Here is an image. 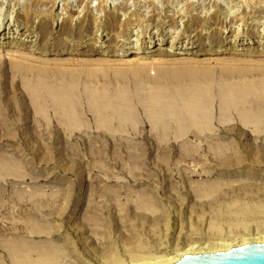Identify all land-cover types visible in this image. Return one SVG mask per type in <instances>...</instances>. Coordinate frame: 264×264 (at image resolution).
Listing matches in <instances>:
<instances>
[{
	"label": "rangeland",
	"instance_id": "rangeland-1",
	"mask_svg": "<svg viewBox=\"0 0 264 264\" xmlns=\"http://www.w3.org/2000/svg\"><path fill=\"white\" fill-rule=\"evenodd\" d=\"M0 25V264H130L264 235V0H0ZM239 29L251 50L210 53ZM137 35L191 39L197 60L83 59ZM180 66L215 69L208 99L184 84L177 103L151 100Z\"/></svg>",
	"mask_w": 264,
	"mask_h": 264
},
{
	"label": "bare ground",
	"instance_id": "bare-ground-1",
	"mask_svg": "<svg viewBox=\"0 0 264 264\" xmlns=\"http://www.w3.org/2000/svg\"><path fill=\"white\" fill-rule=\"evenodd\" d=\"M30 20V19H28ZM14 21V20H13ZM5 27L1 26L0 25V46L1 45H5L7 44V42L3 41L2 39H4L5 36H3V32L5 31ZM10 29V28H9ZM13 29V28H12ZM140 30V29H139ZM231 32V31H230ZM207 33V32H205ZM132 35V34H131ZM174 35V34H173ZM245 33L244 31H242L241 29H239L235 34H234V40L232 41L233 43V46L231 47H227V48H224V45H223V41H219L218 44L216 46H214L212 48V52L210 53H213V54H218V53H223V52H227V51H230L232 53H240L241 51H244V50H251V48H244L241 46V40L242 38L244 37ZM98 37V36H97ZM96 37V38H97ZM103 38V37H102ZM251 38V37H250ZM98 40V39H97ZM160 40V39H159ZM259 40V39H258ZM78 41V40H77ZM118 41V40H117ZM170 42V41H169ZM211 42V41H210ZM261 44L258 48V53L260 55H264V41L262 42V40L260 41ZM14 44L16 43L15 41H12V42H8V44ZM58 43V42H57ZM152 41L151 40H144L142 37H139L138 35L133 38L132 40H123V42H115V43H112V44H107L106 47H103L102 48V51H101V55L99 56H96L95 58H84L83 59L87 62H91L92 60H98L96 62H103L107 57L105 56H102V55H108V54H112V55H121V54H127L126 57H130L132 56V58H128V59H125V57L123 58V60H120L121 63H125L127 65H136L138 67H141L140 69H143V67H149L147 69H149V71L151 72L152 70H150L151 66L149 64H160L162 63L161 61H166V59H163V58H152V61L151 62H145L144 59H147V53H150L153 49H157V50H161V49H164V48H161V47H158V48H155L156 45H152ZM193 42L191 41V39H188L185 41H183L181 43V45H177V43L175 42V40H173V42L171 43V45L169 47H166L165 48V51H166V55L170 56L172 59H174L177 63L179 64H188V63H193L194 60H197V59H194L192 58L191 56L189 55H186L188 54L186 51L184 50H189V49H192L193 47L191 46ZM63 44V43H62ZM33 45V44H32ZM202 48V47H201ZM30 50H35V51H39V52H42V53H56V52H63L62 50H58V49H55V50H52L51 48H34V46H29ZM178 49H182L183 52H180L181 55L178 54V56H173L175 54H172V53H176L175 51L178 50ZM1 50V49H0ZM13 50H16V49H13ZM9 50L10 53H13L14 51ZM73 52V51H72ZM169 52V53H168ZM14 53H20L18 51L14 52ZM25 53V52H24ZM27 54V53H25ZM170 54V55H169ZM183 54V55H182ZM29 55V54H27ZM33 56V55H31ZM173 56V57H172ZM34 57V56H33ZM69 57V55H68ZM77 57V56H76ZM206 58H218L219 56H205ZM71 58V57H70ZM75 58V57H73ZM230 58H233L230 56ZM238 58V57H237ZM248 58V57H247ZM110 59V58H109ZM162 59V60H161ZM220 59V58H219ZM234 59V58H233ZM84 60H82V62H85ZM91 60V61H89ZM221 60V59H220ZM235 60V59H234ZM107 61V59L105 60ZM113 61H116V60H113ZM199 61V60H198ZM100 62V63H101ZM108 63H110L109 61H107ZM106 62V63H107ZM112 62V61H111ZM118 60L115 62L117 63ZM201 63H203L202 61H199ZM93 63V62H91ZM95 63V62H94ZM105 63V62H104ZM103 63V64H104ZM148 64V65H147ZM155 65H152L153 67H155ZM145 67V68H146ZM152 67V68H153ZM144 68V69H145ZM138 70V69H137ZM155 70V69H153ZM169 70V69H168ZM167 70V71H168ZM223 70V69H222ZM148 71V70H147ZM145 71V72H147ZM171 71V70H169ZM166 73V70H165V74L163 72L162 75H160L159 73V77H157V79L155 80V82H153L155 85L153 86V84H151V88H148V89H151L149 92L151 93V100L153 101H157V102H161V101H164V100H167L169 97H171L173 100V103H177V100H176V88H175V85H187L188 87H191L192 88V91H193V95L192 97L194 96L193 98V101L197 100L199 102H202L207 100L211 93L212 92H207V91H210L212 90V86H211V89L208 88V90H200V89H203L202 87H204L205 85V88H206V85L208 84H211L213 83L214 79L213 77H215V75L213 76V74L215 73V69H212L210 67H188V66H180L179 68H176V72L172 73ZM224 71V70H223ZM141 71L139 70V73ZM138 73V72H137ZM138 73V74H139ZM142 73V72H141ZM149 73V72H147ZM162 73V72H161ZM231 73V72H230ZM137 74V75H138ZM157 74V73H156ZM148 75V74H146ZM141 76V74L139 75ZM143 76H144V72H143ZM142 77V80L146 79L145 76L144 78ZM150 76V75H148ZM229 76V75H227ZM151 77V76H150ZM217 77V76H216ZM128 78V77H127ZM148 78V77H147ZM155 78V77H153ZM227 78V77H226ZM151 79V78H150ZM129 80V79H128ZM127 80V81H128ZM149 82V79L147 80ZM146 81V82H147ZM151 81V80H150ZM135 81H132V84L134 83ZM141 82V81H138V83ZM144 82V81H143ZM147 82V83H148ZM129 83V82H128ZM127 83V84H128ZM137 83V82H136ZM138 83H137V86H138ZM146 83V84H147ZM152 83V82H151ZM130 85V84H129ZM213 85V84H212ZM140 86L143 87V85L141 84ZM137 87L138 89L140 88ZM153 86V87H152ZM176 86V87H177ZM131 87H134V86H131ZM135 87H136V84H135ZM150 87V85H149ZM187 87V88H188ZM210 87V86H209ZM130 88V87H129ZM183 88V87H182ZM141 89V88H140ZM145 89V88H143ZM215 89V88H214ZM135 90V88H134ZM142 90V89H141ZM180 90H184V89H180ZM131 91V90H130ZM129 91V92H130ZM139 91V90H138ZM220 91V90H219ZM124 92V91H123ZM134 92V91H133ZM182 92V91H181ZM126 93V91L124 92ZM123 93V94H124ZM128 93V91H127ZM142 93V92H141ZM128 94H131L132 93H128ZM126 94V95H128ZM136 94V92L134 93ZM137 94H140V91L139 93ZM136 94V95H137ZM141 95V94H140ZM179 95V94H178ZM182 95V94H181ZM139 96V95H138ZM223 98V101L226 102V103H232L233 102H236V101H239L241 99H243V96H240L239 93H236V92H226L224 91L221 95ZM123 97V96H122ZM131 97V96H129ZM144 97V95H143ZM191 97V99H192ZM217 97V96H216ZM135 98V97H134ZM140 98V97H139ZM142 100V98H140ZM140 100V101H141ZM222 101V102H223ZM195 103V102H194ZM225 103V104H226ZM196 104V103H195ZM173 106H169V108H166V109H158L157 112L158 113H162V111H164L163 114L165 113H168L169 111L173 112L174 109L172 108ZM227 107V106H226ZM119 110H117L116 112H118ZM156 112V113H157ZM170 112V113H171ZM162 114V115H163ZM83 192V191H82ZM80 196V195H79ZM83 198V197H82ZM75 205V204H74ZM82 206V205H81ZM74 209V208H73ZM251 243H254V244H263L264 243V235L262 236H257L256 238H250V239H245L243 241L242 244H233V243H222V245L219 247V248H212V249H209L207 252L205 253H216L218 251H230L231 249L235 248V247H241L243 245H247V244H251ZM197 246L196 245H192V246H189L187 249H185V251H183L182 254L180 255H176V256H166V255H162V256H154V257H143V258H131L132 260H130V264H174V263H177L179 262L183 257L185 256H188V255H197L199 253H204L202 252L204 249H199V251L197 250ZM31 259V258H30ZM107 264V262H106ZM113 264H122V262H115Z\"/></svg>",
	"mask_w": 264,
	"mask_h": 264
},
{
	"label": "water",
	"instance_id": "water-1",
	"mask_svg": "<svg viewBox=\"0 0 264 264\" xmlns=\"http://www.w3.org/2000/svg\"><path fill=\"white\" fill-rule=\"evenodd\" d=\"M174 264H264V243L236 247L230 251L188 255Z\"/></svg>",
	"mask_w": 264,
	"mask_h": 264
},
{
	"label": "crops",
	"instance_id": "crops-1",
	"mask_svg": "<svg viewBox=\"0 0 264 264\" xmlns=\"http://www.w3.org/2000/svg\"><path fill=\"white\" fill-rule=\"evenodd\" d=\"M152 123H161V122H168V119H150ZM175 120V119H174ZM191 121L194 122V120L192 119ZM196 122H198L197 120H195Z\"/></svg>",
	"mask_w": 264,
	"mask_h": 264
}]
</instances>
